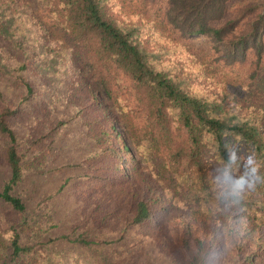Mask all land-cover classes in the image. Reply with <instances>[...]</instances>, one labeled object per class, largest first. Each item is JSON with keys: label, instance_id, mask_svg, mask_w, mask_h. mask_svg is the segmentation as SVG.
Segmentation results:
<instances>
[{"label": "trees", "instance_id": "trees-1", "mask_svg": "<svg viewBox=\"0 0 264 264\" xmlns=\"http://www.w3.org/2000/svg\"><path fill=\"white\" fill-rule=\"evenodd\" d=\"M199 36L211 40L214 65L196 80L156 55ZM76 59L92 71L80 90ZM119 76L141 123L117 107ZM94 84L115 101H101ZM0 144V264H30L56 245L68 249L56 264H177L157 236L164 223L186 264L211 252L217 263L264 264V185L227 206L217 183L229 154L236 174L246 160L264 165V0H0ZM47 177L58 185L29 200L28 183ZM77 182L117 206L53 236L47 210ZM139 228L155 234L138 238Z\"/></svg>", "mask_w": 264, "mask_h": 264}, {"label": "rangeland", "instance_id": "rangeland-1", "mask_svg": "<svg viewBox=\"0 0 264 264\" xmlns=\"http://www.w3.org/2000/svg\"><path fill=\"white\" fill-rule=\"evenodd\" d=\"M237 2L239 4H247L248 0H237ZM30 8L34 13L41 14V9H38V7L34 5L33 3L31 4ZM39 16H42V15H39ZM171 41H172V45H169L171 44V42H169V44H166L164 46L163 53L156 54V55L158 57H162V59L164 61H167L170 64V66L176 65L179 68H186V71L189 74H192L195 80H196V76L200 74V73L197 74L199 69H202L203 67L206 69H210L211 66L214 65L211 62V58H209L211 57L213 53L211 49L212 42L209 38H206L203 36L193 37L189 41H184V44H185L184 47H177L176 42H173V39H171ZM152 45H156L154 50L160 46V44L156 41H153ZM18 59L21 60L22 58H18ZM76 64H77V68L81 70V74L76 79L77 80L76 83H78L79 85L78 88L80 87L79 88L80 90L82 88V82H83L82 79L84 80L85 77H88L89 75H91L92 71L88 65H85L84 62L79 59H76ZM164 67L167 69L171 68L167 64ZM117 80L118 82L116 81L115 85L113 86V89L115 92L122 95V98L124 100V103H121V106L117 105V107L120 108L119 110H122L124 113H126L129 119L133 120L134 124L141 123L142 122V120L140 119L141 116L140 115L136 116L132 112L133 109L139 112L138 107L136 106V103H134V100H133L135 90H133V87L130 84V82L126 78L124 79V76H119ZM83 86H84V83H83ZM89 86L90 88H93V83L89 82ZM94 87L97 90L96 95L98 94L97 97L101 101L103 102L106 101L110 105L113 101H115L113 99L111 101L108 98L107 93L104 88L96 87L95 84H94ZM83 102L85 103V101ZM117 126L123 138L125 139V142L127 143V145L132 150H134L127 131L123 129L124 126L122 124H118ZM64 152L68 153L69 150H64ZM66 158H68L71 162H73V157L71 155L65 156L64 160H66L67 162ZM75 158H77V155H75ZM46 180H47V183H40V182L38 183V181L36 180H32L30 181V183H28L26 188H27V194H28L29 200L39 198L42 194L46 192V189L47 190L52 189L53 188L52 184H54L55 187L58 185V181L56 179H54V182H53V177H47ZM61 180L62 179H60V181ZM137 182L138 181H134V179L132 178L131 186L137 193L142 194L144 192L143 187H142L143 184H141L140 186L139 183ZM72 187L73 189H71V192L67 194L65 198H61L56 203H53V207L47 210V212L49 211L53 212L52 222L54 221L55 223L59 224L57 229H54L50 232L51 235L53 236H58L62 234V232L70 230L71 227L69 226V223L72 225L77 220L79 215H82L80 224H78V225H81L83 223V219H82L83 216H86V218L89 217V215L96 216L97 214L98 216L100 212L106 209H110L111 211H114V208L117 206L112 202L111 195L109 193H107V195L105 194L104 195L105 197L100 194H96L95 191H91V189L89 188L82 187L81 182L75 183ZM43 209L45 210V208ZM127 212H128V209H122L120 207L118 212L116 213V216L121 217V219L124 220L126 217L124 215ZM44 213L45 211H42L39 215H42L41 217H43ZM19 217H20L19 215L17 217L15 215L11 218L18 219ZM173 219L176 220L178 224L181 223L180 218L174 216ZM185 219L188 220L187 222L189 221L193 223L195 222V220H193V217L191 216V214H189V212L186 213ZM40 220H41L40 226L44 227L46 225V216L44 217L43 220L41 218ZM49 226H50V223H49ZM133 231H134L133 235L137 236L138 238H140L143 234H146V233L150 236H154L153 234H155L154 232L151 233V230H146L144 232L142 228H139L138 230L135 229ZM172 234H174L173 226L169 225L168 223H164V226L159 229L157 236H159V238L161 237L165 238L166 243H164V245L167 248V250L169 252L171 251V254L176 257L177 264H186V259L184 255H181L180 252L174 246ZM141 244L148 246L149 244H153V243L149 241H143ZM134 250L136 251L138 250L139 252L142 253V250L141 249L139 250L138 245L136 246V248H134ZM43 251H44V254L35 258L30 264H56L58 263V261L62 262L67 259V255L65 256V254L68 253V249L62 245L54 246L52 251H49V250H43ZM99 253L100 251H97L95 256L98 255ZM95 256H92L89 254L90 263H92V261L95 262L94 260ZM231 256L235 258V261L238 260L235 254L234 255L232 254ZM40 257H45L46 260L42 261ZM77 262H78L77 264H86L82 260L79 261L78 259H77ZM161 263L168 264V258L166 257L161 258ZM217 264H222V263H217Z\"/></svg>", "mask_w": 264, "mask_h": 264}, {"label": "clouds", "instance_id": "clouds-1", "mask_svg": "<svg viewBox=\"0 0 264 264\" xmlns=\"http://www.w3.org/2000/svg\"><path fill=\"white\" fill-rule=\"evenodd\" d=\"M241 162L234 155H227L225 164L217 176L227 206H240L244 203L248 193L264 185V165L261 160H246L243 171L236 174ZM219 254L211 252L205 257V264H217Z\"/></svg>", "mask_w": 264, "mask_h": 264}]
</instances>
